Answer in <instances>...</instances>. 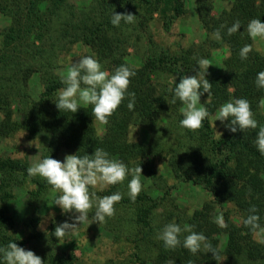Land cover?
I'll list each match as a JSON object with an SVG mask.
<instances>
[{"label":"trees","instance_id":"trees-1","mask_svg":"<svg viewBox=\"0 0 264 264\" xmlns=\"http://www.w3.org/2000/svg\"><path fill=\"white\" fill-rule=\"evenodd\" d=\"M184 5V0H92L85 11L76 9L70 0H0V15L9 20V26L0 32V139L8 138L19 130L30 138L46 135L47 145L41 159L48 155L58 159L61 150L90 155L96 148H103L111 158L126 163L129 169L138 165L143 170L142 160L149 155V147L130 142L127 138L129 127L137 123L151 127L166 117L171 127L177 129L182 118L178 111L183 105L179 101L175 105L169 103L172 76L178 83L180 76L195 75L198 70L195 60L208 58L209 52L201 44L170 54L165 50L157 51V47L148 40L151 50L139 66H133L126 60L127 46L132 36L138 38L140 32L145 33L156 13L169 29L172 21L184 13ZM195 11L208 46L224 48L227 53L222 70L214 77L206 76L212 84L213 94L212 102L207 105L209 112L213 115L221 104L233 98H244L249 101L254 118L264 125V91L253 83L256 74L264 71V56L254 49L253 40L246 31L251 19L260 18L264 22V0H232L229 9L216 16L211 14L210 0H196ZM112 12L136 15V22L114 27L110 23ZM236 20L241 22V29L231 36L226 35L221 25L230 26ZM216 29H220L223 39L214 38ZM74 43L88 47L107 73L121 64L136 73L128 86V91L135 94L134 108H127L129 97L126 94L109 117L108 124H102L104 130L101 135H97L90 105L72 114L59 111L54 104L58 90L64 86L62 76L56 71L58 56L68 44ZM245 44L251 45L252 51L248 59L242 61L239 50ZM158 73L169 75L171 82L157 87L153 76ZM34 75L42 84L36 100L31 99L26 88ZM206 99L207 93H204L200 100L204 103ZM14 101L19 102L17 110L13 109ZM16 112L20 120L15 119ZM210 117L202 122L200 129L181 132L182 137H177L178 143L169 154L167 166L174 179L200 186L209 193L211 200L189 216L167 209L164 221H174L181 226L194 225L193 230L205 234L217 250L218 257H212L203 249L192 254L181 246L168 249L162 241V244L154 242L161 225L157 218L161 200H155L144 192H140L134 201L123 196L117 204L133 208L135 230L140 233V241L149 245L154 243L157 254L151 264H170L171 261L174 264H219L222 257L226 264H238L242 257L251 262L264 258V237L260 242L253 239L255 232L264 231V156L254 147L256 130L248 129L243 133L225 130L221 137L215 138ZM28 167L26 160L0 158V201L4 203L11 196L10 188L18 177L35 186L36 190L30 193L36 199L52 189L44 180L29 177ZM118 188L119 184L113 185L97 195L107 196L119 191ZM227 204L236 208L240 221L237 224L228 212H223L228 227L222 229L214 223L212 209L215 205L224 207ZM253 205L260 216L261 227L256 230H250L241 222ZM38 222V218L33 217L26 225ZM13 226V218L2 205L0 245L13 240L26 249L30 242L42 237L41 233L34 232L18 238L8 232ZM54 228L51 224V232ZM184 235L187 233H183L181 239ZM222 235L226 241L220 252L217 245ZM135 247L137 257L139 253L148 251L140 242H136ZM42 258L43 264H79L73 252L46 254Z\"/></svg>","mask_w":264,"mask_h":264},{"label":"rangeland","instance_id":"rangeland-1","mask_svg":"<svg viewBox=\"0 0 264 264\" xmlns=\"http://www.w3.org/2000/svg\"><path fill=\"white\" fill-rule=\"evenodd\" d=\"M184 1V13L172 21L169 29L165 28L162 17L156 13L148 23L145 33L140 32L138 38L132 36L127 46L126 55V60L131 65L139 66L142 63L151 50L148 41L150 40L157 47V51L165 50L170 54H177L186 48L204 44L209 52L207 59L211 64L207 69L206 76L214 77L222 70V62L227 56L226 50L208 46V39H206V35L199 24L195 11L196 0ZM210 1L213 16L218 15L224 9H229L232 2V0ZM70 2L76 9L86 11L92 0H70ZM8 26V18L0 15V32ZM253 47L264 56V40L259 38L253 40ZM79 55H93V53L81 43L68 44L66 50L58 56L57 73L60 76L65 75L70 58L76 61ZM170 82L171 77L167 74L158 73L153 76V83L157 87L167 85ZM26 88L31 99L36 100L42 91V84L37 75L31 77ZM200 102L203 103L202 100ZM18 106L19 102L14 101L13 109L17 110ZM178 112L182 114L180 110ZM214 115L215 113L212 116ZM212 116L210 117V124L213 128ZM14 117L16 120H20V115L17 112ZM95 127L97 135H101L104 130L103 125L95 121ZM215 130L222 134L225 131L219 121H214L213 128L214 137L217 138L219 136ZM179 136L182 137L179 128L173 129L166 117L160 118L151 127L137 123L128 129L127 138L130 142L149 147V155L142 160L141 184L143 187L141 192L162 202L157 209V218L161 224L159 229L166 224L164 217L167 209L189 216L211 200L209 193L200 186L179 182L172 177L167 161L170 152L178 143L177 137ZM47 140L46 135L30 138L24 131L19 130L8 138L0 139V158L22 159L26 160L29 166H32L41 160ZM68 154L72 153L68 150H61L57 160L62 161ZM130 179L131 176H128L119 184L118 190L124 197H128L127 184ZM35 190L36 188L31 182L23 181L18 177L10 188L11 196L4 203L0 201V207L2 205L6 207L8 214L13 218L14 226L8 231L10 234L18 238H25L34 232L42 234L40 240H33L26 247V250H32L34 254L40 256L41 260H43L42 256L46 254L64 255L70 252H73L79 264H151V260L155 259L157 252L154 243H150V246L145 241H140V233L135 230L133 208L116 204L114 215L106 218L104 223L85 222L74 232L69 233L64 240L57 241L52 236L50 225L54 224L56 227L66 220L71 222L72 214H61V210L57 206L51 205L52 199L58 195L53 189H49L38 199L30 193ZM223 212H228L230 218L239 224V213L232 204H227L224 207L215 205L212 209V219L214 220L220 214L223 215ZM50 213L54 214L51 218ZM91 215L90 213L89 217ZM33 217L38 218V224L27 226L26 223ZM157 233L153 241L159 244L161 241L156 238ZM263 237L264 231L253 234V239L256 242H260ZM218 241L217 249L221 252L224 249L226 237L224 235L219 236ZM136 242L137 244L140 242L144 249L148 250L146 253H139V257L136 256L138 252L135 247ZM221 260L223 261L220 264H226L223 257ZM238 264H264V258L257 262H251L242 257Z\"/></svg>","mask_w":264,"mask_h":264},{"label":"clouds","instance_id":"clouds-1","mask_svg":"<svg viewBox=\"0 0 264 264\" xmlns=\"http://www.w3.org/2000/svg\"><path fill=\"white\" fill-rule=\"evenodd\" d=\"M136 15L131 13H115L110 16V23L119 27L121 23L133 24ZM225 34L231 36L241 29V22L234 21L230 26L221 25ZM247 35L250 39L264 40V22L260 18L251 19L246 26ZM217 40L223 39L220 29L213 32ZM252 51L249 44H245L239 50L242 61L248 59ZM198 70L195 75L180 76L179 82L172 76L170 104L175 105L178 101L183 105L180 109L182 118L178 121L181 132L195 131L202 127V122L212 116L207 105L212 102V84L206 79L207 69L210 62L207 58L200 57L195 60ZM135 71L125 64L116 67L111 73L103 70L101 62L95 55H79L78 60H69L65 75L61 77L64 85L57 92L55 107L61 111L70 113L78 109L91 106V116L97 122L107 125L109 117L116 111L125 96L129 97L127 108L132 110L135 105V94L128 91L130 78L135 76ZM254 85L257 89L264 91V71L256 74ZM207 93V99L202 104L200 97ZM214 121H219L223 129L230 133L244 132L252 129L255 131L254 147L260 155L264 156V125H260L254 118L249 101L244 98H233L219 106ZM136 130V129H135ZM219 137L222 133L215 130ZM187 151V150H186ZM29 177H40L53 191L57 192L51 205L57 206L61 214L71 213L70 221H64L57 225L52 232L57 241L64 240L85 222L104 223L106 218L114 215L115 205L123 198L120 191L107 196H98V192L105 191L109 186L121 184L128 176L131 179L127 184V196L134 201L142 191L141 168L137 165L129 169L128 165L119 159L111 158L109 152L103 148H96L92 154L65 155L64 159L57 160L49 155L27 168ZM249 214L242 217V224L250 230L261 227L260 216L253 205L248 210ZM92 214L89 217V214ZM54 214L50 213L49 216ZM219 228H227L228 225L222 214L214 219ZM194 225L181 226L176 222L164 224L157 233L156 238L163 242L168 249L181 246L190 253L196 254L204 250L211 253L212 257H218V252L203 232L194 231ZM183 233L187 235L181 236ZM223 260L219 261L220 262ZM0 264H43L41 257L34 254L32 250H26L18 246L13 240L7 245H0ZM170 264H174L171 261Z\"/></svg>","mask_w":264,"mask_h":264}]
</instances>
